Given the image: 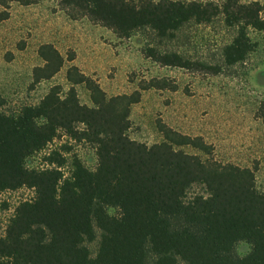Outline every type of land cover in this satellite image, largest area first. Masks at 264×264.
<instances>
[{"label":"trees","instance_id":"16d2710c","mask_svg":"<svg viewBox=\"0 0 264 264\" xmlns=\"http://www.w3.org/2000/svg\"><path fill=\"white\" fill-rule=\"evenodd\" d=\"M39 1L0 0V21L8 18L10 4ZM58 5L70 19L87 18L120 39L142 28L172 36L190 21L203 24L222 15L226 26L237 29L223 49L225 66L243 62L253 51L248 28L264 33V0H225L220 6L175 0H59ZM38 55L43 65L32 70L34 85L50 80L64 64L50 44L41 45ZM144 55L160 66L204 75L222 70L150 47ZM73 58L70 54L67 60ZM66 80V92L53 86L36 105L16 115L1 110L0 96V194L34 191L31 200L16 206L0 235V264H264V193L256 187L255 168L216 161L202 137L183 135L161 120L156 123L160 143L147 146L128 135L130 110L142 92L176 91L175 84L152 78L141 81L131 94L108 98L76 66L67 69ZM78 85L89 92L90 107L80 103ZM60 133L94 147L93 170L75 158L65 177L60 170L69 151L65 146L44 156L46 168L26 167L27 158ZM196 184L203 193L187 198ZM109 209L117 213L111 215ZM97 232L100 239L92 257L86 244L96 240ZM242 242L251 250L239 257L235 248Z\"/></svg>","mask_w":264,"mask_h":264},{"label":"rangeland","instance_id":"374dc122","mask_svg":"<svg viewBox=\"0 0 264 264\" xmlns=\"http://www.w3.org/2000/svg\"><path fill=\"white\" fill-rule=\"evenodd\" d=\"M175 1L212 2L220 6L225 0ZM262 1L239 0L241 4ZM58 2L40 0L30 6L12 3L8 18L0 21V96L4 99L1 107L4 113L16 115L23 107L36 105L53 86L66 92L69 88L66 71L70 66L96 80L108 98L131 94L143 80L166 78L176 85V91L142 92L140 102L130 110L129 137L147 146L162 142L156 126L158 120L183 135L202 137L212 146L216 161L255 168L256 187L264 193V33L248 28L253 51L243 62L225 66L223 49L237 29L226 26L222 15L203 24L190 21L172 36L161 37L150 28H142L128 39H120L87 18L70 19L60 10ZM44 44L52 45L64 58V64L50 80L34 85L32 70L43 65L38 49ZM149 47L163 54L176 53L190 61L220 65L222 70L212 76L163 67L145 57L144 49ZM70 54L74 55L72 61L67 60ZM75 90L80 103L90 107L86 88L78 85ZM63 146L69 149L64 152L65 163L60 168L65 177L69 176L75 158L87 169L95 168L94 147L61 133L44 150L28 157L26 167L46 168L44 156ZM179 149L205 158L190 147ZM202 193L203 187L196 184L187 191V198ZM33 196L34 191L27 188L0 194L1 236L14 208ZM109 213L115 215L117 211L109 209ZM99 233L95 241L86 244L92 257L98 248ZM250 250V245L242 242L236 245L235 253L243 257Z\"/></svg>","mask_w":264,"mask_h":264},{"label":"built area","instance_id":"2783aa9c","mask_svg":"<svg viewBox=\"0 0 264 264\" xmlns=\"http://www.w3.org/2000/svg\"><path fill=\"white\" fill-rule=\"evenodd\" d=\"M15 208H16V207H15ZM15 208H14V211H15ZM14 211H13V212H14Z\"/></svg>","mask_w":264,"mask_h":264}]
</instances>
